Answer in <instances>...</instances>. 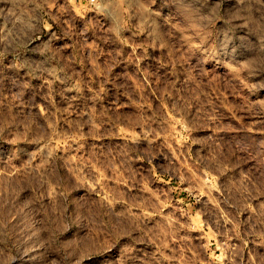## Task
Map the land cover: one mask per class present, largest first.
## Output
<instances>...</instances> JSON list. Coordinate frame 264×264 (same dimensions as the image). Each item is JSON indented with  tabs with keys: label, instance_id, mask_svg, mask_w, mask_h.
I'll use <instances>...</instances> for the list:
<instances>
[{
	"label": "rangeland",
	"instance_id": "1",
	"mask_svg": "<svg viewBox=\"0 0 264 264\" xmlns=\"http://www.w3.org/2000/svg\"><path fill=\"white\" fill-rule=\"evenodd\" d=\"M0 264H264V0H0Z\"/></svg>",
	"mask_w": 264,
	"mask_h": 264
}]
</instances>
